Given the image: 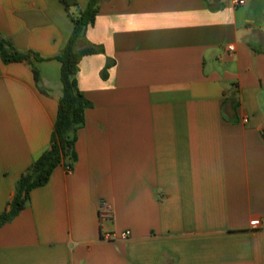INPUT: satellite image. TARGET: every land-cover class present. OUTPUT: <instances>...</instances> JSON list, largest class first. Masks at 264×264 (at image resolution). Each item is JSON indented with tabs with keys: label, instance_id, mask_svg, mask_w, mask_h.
I'll return each instance as SVG.
<instances>
[{
	"label": "crops",
	"instance_id": "crops-1",
	"mask_svg": "<svg viewBox=\"0 0 264 264\" xmlns=\"http://www.w3.org/2000/svg\"><path fill=\"white\" fill-rule=\"evenodd\" d=\"M73 29L61 0H0L20 51L55 57ZM86 43L74 158L0 228V264H264V0H104ZM34 64L50 95L0 58V214L59 115L62 64Z\"/></svg>",
	"mask_w": 264,
	"mask_h": 264
},
{
	"label": "trees",
	"instance_id": "trees-1",
	"mask_svg": "<svg viewBox=\"0 0 264 264\" xmlns=\"http://www.w3.org/2000/svg\"><path fill=\"white\" fill-rule=\"evenodd\" d=\"M74 23L73 33L65 48L55 57L46 58L33 51H20L13 41L0 35V58L4 64L28 63L31 66L37 87L42 94L50 91L42 86L41 72L34 64L56 59L61 62L62 95L58 101L59 115L55 123L50 148L44 152L23 173L16 184L13 199L8 209L0 214V228L12 222L27 206L32 190L48 183L53 171L73 157L76 142L75 130L85 121L86 111L92 103L79 89L77 74L81 61L94 54L104 53L102 47L85 44L89 27L95 24L104 0H90L85 10H77L75 0H61ZM109 65L104 69L103 78L108 77ZM74 158V157H73Z\"/></svg>",
	"mask_w": 264,
	"mask_h": 264
},
{
	"label": "built area",
	"instance_id": "built-area-1",
	"mask_svg": "<svg viewBox=\"0 0 264 264\" xmlns=\"http://www.w3.org/2000/svg\"><path fill=\"white\" fill-rule=\"evenodd\" d=\"M243 3V0H234L235 5H241ZM228 49L231 53H235L236 51V45L232 44L228 46ZM112 216V211L104 203L100 204V217L101 219H107ZM252 226L254 229H264V216L262 217H256L252 221ZM131 236L130 231H125L123 233L117 234V233H104V239L106 240H127Z\"/></svg>",
	"mask_w": 264,
	"mask_h": 264
},
{
	"label": "water",
	"instance_id": "water-1",
	"mask_svg": "<svg viewBox=\"0 0 264 264\" xmlns=\"http://www.w3.org/2000/svg\"><path fill=\"white\" fill-rule=\"evenodd\" d=\"M77 9H78V11H81L80 7H78Z\"/></svg>",
	"mask_w": 264,
	"mask_h": 264
}]
</instances>
